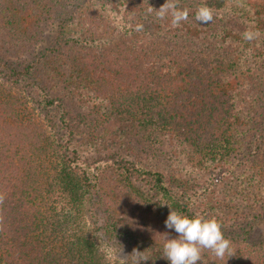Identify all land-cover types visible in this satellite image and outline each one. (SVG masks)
Returning a JSON list of instances; mask_svg holds the SVG:
<instances>
[{
	"label": "trees",
	"instance_id": "obj_1",
	"mask_svg": "<svg viewBox=\"0 0 264 264\" xmlns=\"http://www.w3.org/2000/svg\"><path fill=\"white\" fill-rule=\"evenodd\" d=\"M53 1L71 14L59 17L51 54L30 60L28 26L18 33L14 2L0 0V264H112L90 229H70L87 213L104 215L110 240L146 252L141 264H170L163 246L178 234L165 226L168 205L217 219L231 241L234 255L205 249L198 264H264V235L254 234L264 220V130L254 127L258 112L264 118V60L249 48L252 63L239 66L173 44L199 9L214 15L227 0H170L186 14L179 24L160 11L166 0ZM242 2L243 26L260 27L252 17L264 19V0ZM86 3L98 25L119 14L126 32L156 31L103 51L64 50ZM28 7L25 25L52 10ZM149 156L172 166H149Z\"/></svg>",
	"mask_w": 264,
	"mask_h": 264
},
{
	"label": "rangeland",
	"instance_id": "obj_2",
	"mask_svg": "<svg viewBox=\"0 0 264 264\" xmlns=\"http://www.w3.org/2000/svg\"><path fill=\"white\" fill-rule=\"evenodd\" d=\"M14 2L13 8H17L16 11L11 7V13L8 17L14 18L18 21L15 23L16 31L21 33L25 31L28 26V35L32 41H29L30 52L28 59H35L40 53H50L51 48H56L57 35L59 26V17L65 20L72 9L65 5L61 8L55 7L56 1L53 0H11ZM43 1V2H42ZM46 3L50 10L49 15L41 18L36 22V18L31 19V22H26L27 25L22 22L27 18V13L30 9L29 3ZM180 7L184 8L185 1H179ZM242 0H227L224 9L218 11L213 15V19L209 23H201L199 20L190 19L187 25L180 27L181 30L177 32L183 41L181 44L173 43L174 47L179 51L189 52L191 49L194 51H202L204 56L216 57L219 55L228 56L229 58L236 60V64L241 66L242 64L247 65L252 63L251 52L247 50L252 49V53H256L261 61L264 60V19L260 16L252 17L253 20L258 21L260 27H257L253 23H250V28L243 26L241 21L242 17ZM54 5V7H52ZM163 6L162 4H160ZM75 9V8H74ZM98 8L92 3L82 4L77 9V20L71 22L70 27L66 28V38L68 39V45L64 46V50H83V51H103L110 48H114L118 45L129 43L134 40H140L147 37H153L152 35L156 31L151 23H144L139 31L126 32L122 30L120 24L121 17L116 14L115 21L112 23L100 22L98 25ZM40 19V18H39ZM70 24V22H69ZM153 32V33H152ZM250 32L253 36L252 39H244L243 34ZM152 34V35H151ZM257 36V39L255 38ZM28 41V40H27ZM26 41V42H27ZM85 41V43H84ZM250 42V43H249ZM166 44L162 45L161 48L165 49ZM255 51V52H254ZM4 56V55H3ZM255 56V54H254ZM5 59V57H4ZM20 61L19 59L13 60V62ZM3 76L0 74V92L4 91L6 84L2 81ZM263 106V105H262ZM262 106H259L262 110ZM40 105L35 101L31 106V109L39 112ZM56 114L52 111V116ZM57 115V114H56ZM58 117V115H57ZM254 127H261L264 130V118L263 113L258 112L254 120ZM131 144H153L151 141L140 138V136H133ZM155 144H159L155 140ZM261 144H264V140ZM161 148V147H160ZM158 147V149H160ZM160 159V158H159ZM157 157L149 156L148 159L144 158V161L149 166H155L158 169L171 167V163L167 164L160 161ZM173 168V167H172ZM201 175L200 171L198 172ZM64 210L66 206H63ZM105 217L100 214L90 215L87 213L81 219H78L76 224H72L70 229L76 231L81 227H86L94 233L98 241L99 246L104 251L108 260L112 264H135L136 257L132 256L135 249L124 239H112L110 240L107 235L104 234L102 227L105 226ZM256 235H264V220L258 224L255 232ZM140 252L139 250H136ZM143 253V252H141ZM147 256V253L144 252ZM133 260V261H131Z\"/></svg>",
	"mask_w": 264,
	"mask_h": 264
},
{
	"label": "clouds",
	"instance_id": "obj_3",
	"mask_svg": "<svg viewBox=\"0 0 264 264\" xmlns=\"http://www.w3.org/2000/svg\"><path fill=\"white\" fill-rule=\"evenodd\" d=\"M169 10H171L173 24H179L187 18L185 13L176 9L174 3L166 0L160 11L166 13ZM196 18L201 23L211 22L213 19L211 9L207 7L199 9ZM243 36L244 39L253 38L250 32H245ZM2 200L3 197L0 196V201ZM168 207L170 211L165 220V226L178 234L177 238H167L163 246L162 256L170 264H198V262H202V252L205 249L210 250L219 259H223L225 255L229 257L234 255L231 241L225 237L220 221L202 215L188 217L172 209L170 205ZM132 256L136 257L135 264L149 260L144 252L141 253L136 250L133 251Z\"/></svg>",
	"mask_w": 264,
	"mask_h": 264
}]
</instances>
